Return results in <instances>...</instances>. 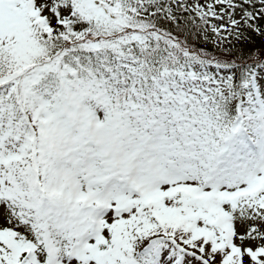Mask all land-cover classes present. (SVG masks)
Segmentation results:
<instances>
[{
    "label": "snow or ice",
    "instance_id": "1",
    "mask_svg": "<svg viewBox=\"0 0 264 264\" xmlns=\"http://www.w3.org/2000/svg\"><path fill=\"white\" fill-rule=\"evenodd\" d=\"M0 264H264V0H0Z\"/></svg>",
    "mask_w": 264,
    "mask_h": 264
}]
</instances>
